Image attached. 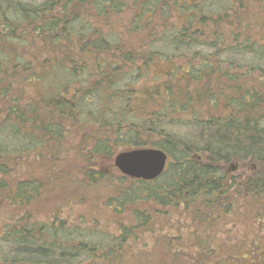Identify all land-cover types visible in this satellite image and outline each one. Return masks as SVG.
Masks as SVG:
<instances>
[{
    "label": "trees",
    "instance_id": "1",
    "mask_svg": "<svg viewBox=\"0 0 264 264\" xmlns=\"http://www.w3.org/2000/svg\"><path fill=\"white\" fill-rule=\"evenodd\" d=\"M256 1L143 0L125 36L111 18L123 14L126 0H41L34 6L0 0V200L26 210L0 227V264H142L131 243L146 231L158 237L157 210L133 211L131 223L93 241L89 234L78 239L77 224L56 227L57 214L55 222L33 219L25 206L45 194L46 180L30 164L37 159L43 175L47 162L50 184L59 182L57 164L71 152L68 127L80 135L73 148L79 170H89L85 184L104 181L99 163L117 147L159 148L171 159L152 181L122 176L131 185L111 198L116 212L137 198L186 214L192 205L196 231L204 232L233 219H264V169L238 182L220 166L238 158L264 164V6ZM158 13L163 19L153 23ZM144 29L146 48L130 46L124 37ZM156 59L169 68L157 85L142 89L140 78ZM154 103L157 108H149ZM249 207L245 217L240 209ZM193 234L189 248L222 252L214 234ZM173 245L163 247L156 260L166 259L158 264H178L179 244L174 252ZM241 251L240 264H247ZM209 264H222V257Z\"/></svg>",
    "mask_w": 264,
    "mask_h": 264
},
{
    "label": "rangeland",
    "instance_id": "2",
    "mask_svg": "<svg viewBox=\"0 0 264 264\" xmlns=\"http://www.w3.org/2000/svg\"><path fill=\"white\" fill-rule=\"evenodd\" d=\"M15 1L26 3L32 6L38 5L41 2V0ZM142 1L143 0H139V2H137L136 4L135 0H126L123 14L120 13V15H112V23L115 27L117 25V28L123 30L125 36H128V33H126L127 27L132 24V21L135 18V11L137 10V8H139V5L142 4ZM256 2H259V0H257ZM260 4L264 6V1L261 0ZM158 7H160V5H158ZM256 11L257 9H253L250 14H254ZM171 14L174 15V13ZM162 19V16L158 13L154 16L153 23H158ZM152 26L153 24H151L150 27ZM124 38L128 39V43L130 46H135L139 49L146 48L145 29L141 32V34L139 32V36ZM141 38L144 39L140 41ZM160 45L161 42L158 41H155L153 43V46L159 47ZM202 49L205 52L211 51L208 50L207 47H203ZM176 63L182 64V66H184V62H182L181 60H178ZM168 65L169 64L166 62H162L161 60L156 59V61L150 65L147 72L140 78V82L138 83V85H141L142 89H150V86L154 87V83L160 80L159 77L163 78L162 72L168 70ZM178 66L181 67V65ZM33 89L36 88L33 87ZM143 98V96L140 97V102H142ZM155 101L156 103H160L161 100L155 99ZM147 103L153 102L151 101ZM145 106L148 107L147 104H145ZM155 106V103L152 105L149 104V108H153ZM184 116L186 117L188 116V114ZM67 130L69 134H66L68 141V143L66 144V148L71 147V152L66 163L62 164V161H59V163L57 164L60 170H63V174L59 176L61 178L59 182L50 184V178H48V175H45L46 172H44V168L48 166L47 162L41 163L43 175L39 174V162L37 161V159L33 160L30 164V168L35 171L36 176L40 179L43 178L46 180V182L41 185V188L45 194L39 197H34L32 203L28 206H25L29 213H33L34 220L55 222L53 213L57 214L59 217L57 219L59 220L57 221L56 219V227H59L60 221L64 223L77 224L81 229L77 235L78 239H87V235L89 234L93 241V238L98 237L96 235H99L100 233L108 234L115 232L118 224H120L121 222L122 225L124 223H131L133 221V211L138 210L144 213H149L157 210L158 212L156 213L161 223L155 227V232L158 236L157 239L152 240L150 238V235H147L146 231L143 233V237L131 243L132 253L138 256L142 264H158L164 261L166 258H163V255L165 253V251L162 252L163 247H167L170 244H174L172 246V249H174L173 252L176 251V248L174 246L176 244H179L178 246H176L178 248L177 255L179 256L178 264H209V261L211 259H216L217 255H220L222 257V264L236 263V261H238L237 263L240 264L243 260L241 258V250L247 251V264L250 261L253 264H264V261L260 259V255H264V219H262L261 217H254V219L245 218V220L238 219V222L233 219L228 223L225 222L221 226H214L213 228H210L207 231L205 230L206 232H204L201 227H199L200 230L196 231V226L193 224L191 214H189V212L191 211L190 207L194 208L192 205H189L190 210L189 212L187 210V215L186 212L182 210L166 209L154 202L153 198H148V200L144 198H137L135 201L126 204V206L124 208H121L119 212H116L112 208L113 206H115V202L112 201L111 198H113V195H118L120 191L125 192V190H127V188H129L131 184L129 183V181H121L123 180L121 178L123 175L114 167L113 158L115 154L126 149L117 147L113 155L110 156L108 162H104L102 160L100 161V166L98 168L99 172L104 173V181L85 184L84 182H86L90 178L88 173L89 170H79V161L75 157V153L77 150L73 148L75 145H77L80 135H77V133L69 127L67 128ZM41 159L42 158H39L38 160L41 161ZM170 162L171 159L168 158L166 168L168 167ZM63 165L65 166L66 170L64 168L62 169ZM220 166L221 169L229 176L237 178L238 182L245 180L247 177L257 171L264 169V164L256 162L255 160L250 158L232 159L229 163L225 165L221 164ZM55 171L56 173H58L57 168H55ZM65 172H70L72 178L66 179ZM37 181L40 182L38 178ZM141 190V194H145L147 192V190ZM7 202L8 200H5L3 202L2 200H0V227L15 219L16 216H25L24 213L26 210L24 208L13 206L12 204ZM127 202L128 201H126V203ZM243 203L245 204V202L240 200L238 205ZM240 210L244 213L245 217H249L251 214L250 212H252L251 207L245 210L241 208ZM241 222L247 223L248 226H243ZM211 229H213L214 231H212ZM202 232L203 234H201ZM193 233L200 237H204V235L211 236L212 234H214V237H217L215 239L216 242L222 240V245H224L222 252L220 253V251L214 249L213 247L207 248V246L205 245L202 246V248L196 246L194 248H189L191 240L192 245H195L193 243V239L195 238ZM166 235H169L173 239V241L168 243L166 240ZM48 237H50V235ZM178 237H180V241L177 240ZM186 237H188V239H185ZM253 237L259 238L253 240ZM253 242H255L259 246H263V250L257 251V245H253ZM242 243H244L243 246ZM229 252L234 256L237 255L234 260L228 257ZM160 253L163 255H160L158 258L159 260H156L157 255Z\"/></svg>",
    "mask_w": 264,
    "mask_h": 264
},
{
    "label": "water",
    "instance_id": "3",
    "mask_svg": "<svg viewBox=\"0 0 264 264\" xmlns=\"http://www.w3.org/2000/svg\"><path fill=\"white\" fill-rule=\"evenodd\" d=\"M167 155L158 148H135L115 154L114 167L123 175L150 181L164 171Z\"/></svg>",
    "mask_w": 264,
    "mask_h": 264
}]
</instances>
